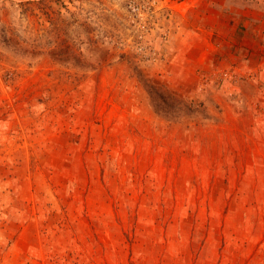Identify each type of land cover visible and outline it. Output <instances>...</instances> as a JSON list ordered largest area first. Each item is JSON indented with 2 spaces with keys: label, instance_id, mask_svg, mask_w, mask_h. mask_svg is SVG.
Segmentation results:
<instances>
[{
  "label": "rangeland",
  "instance_id": "rangeland-1",
  "mask_svg": "<svg viewBox=\"0 0 264 264\" xmlns=\"http://www.w3.org/2000/svg\"><path fill=\"white\" fill-rule=\"evenodd\" d=\"M0 264H264V0H0Z\"/></svg>",
  "mask_w": 264,
  "mask_h": 264
},
{
  "label": "trees",
  "instance_id": "trees-1",
  "mask_svg": "<svg viewBox=\"0 0 264 264\" xmlns=\"http://www.w3.org/2000/svg\"><path fill=\"white\" fill-rule=\"evenodd\" d=\"M153 93H155V91H154V90H153V91L151 90V94H152V95H153ZM161 97H162V96H161ZM163 98H164V97H162V99H163ZM164 100H165V99H164ZM165 103H166V101H165ZM181 103H182V102H181ZM181 103H180V104H181ZM176 104L178 105L179 103H175V104H174L175 107H176ZM157 105H158L159 107L161 106V104H159V103H157ZM184 109H187V110L190 111L192 108H191L190 106H188V105H187V106L185 105V106H184Z\"/></svg>",
  "mask_w": 264,
  "mask_h": 264
}]
</instances>
